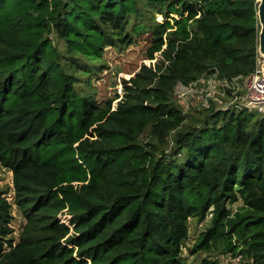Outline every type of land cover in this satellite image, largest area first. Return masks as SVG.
Segmentation results:
<instances>
[{
  "label": "trees",
  "instance_id": "obj_1",
  "mask_svg": "<svg viewBox=\"0 0 264 264\" xmlns=\"http://www.w3.org/2000/svg\"><path fill=\"white\" fill-rule=\"evenodd\" d=\"M258 4L0 0V162L15 195L0 192V264H187L189 219L208 215L190 250L215 258L201 264H264V114L212 105L188 120L176 99L179 84L253 73ZM143 34L149 62L115 107L77 89L106 46Z\"/></svg>",
  "mask_w": 264,
  "mask_h": 264
},
{
  "label": "rangeland",
  "instance_id": "obj_2",
  "mask_svg": "<svg viewBox=\"0 0 264 264\" xmlns=\"http://www.w3.org/2000/svg\"><path fill=\"white\" fill-rule=\"evenodd\" d=\"M156 18L158 20L163 19L161 14H156ZM149 40L150 36L143 34L135 43L124 49L111 45L106 46L103 58L96 61V67L93 68L91 74L87 76L83 74L79 78L80 81L76 84L77 89L84 94L93 96L100 104L112 99L113 107H115L123 95L124 79H128L136 70H139L142 63L149 62L145 55ZM245 88L246 81L241 78L232 83H223L215 76H203L196 86L188 87L179 84L176 88V99L188 120L198 118L201 110L212 105L226 110H238L244 106L251 111L264 114V111L260 110L259 107L244 105L246 102L243 96L246 92ZM0 192L14 203L13 172L1 162ZM241 204V201L235 203L231 207L232 210ZM12 215L11 226L13 231L9 237L16 242L20 240L26 221L16 204H13ZM65 217L64 215L63 219L67 220ZM209 219L210 215L204 220L189 219V237L183 244V256L187 264H201L204 257L215 258V256H209L203 251L192 253L190 250L200 232L207 227ZM220 257L218 264H242V261L238 262L231 257Z\"/></svg>",
  "mask_w": 264,
  "mask_h": 264
},
{
  "label": "built area",
  "instance_id": "obj_3",
  "mask_svg": "<svg viewBox=\"0 0 264 264\" xmlns=\"http://www.w3.org/2000/svg\"><path fill=\"white\" fill-rule=\"evenodd\" d=\"M236 79L238 78H235L232 81H226V80H219V81H223V83H230V82L232 83L236 81ZM245 81H246V88H245L246 92L243 96L246 102L244 103V105L259 107L260 110L264 111V57H260L259 53L257 57V64L255 70L253 71V73H251V75L248 78H246ZM198 82L199 80L189 85H184V84L183 85L188 87H193L196 86ZM233 259L238 262H241L242 256L238 255Z\"/></svg>",
  "mask_w": 264,
  "mask_h": 264
},
{
  "label": "water",
  "instance_id": "obj_4",
  "mask_svg": "<svg viewBox=\"0 0 264 264\" xmlns=\"http://www.w3.org/2000/svg\"><path fill=\"white\" fill-rule=\"evenodd\" d=\"M258 19L260 23V32H259V46L258 53L260 57H264V0H258Z\"/></svg>",
  "mask_w": 264,
  "mask_h": 264
}]
</instances>
